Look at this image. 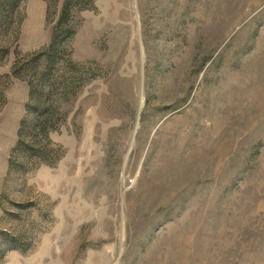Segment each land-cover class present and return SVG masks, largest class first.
Segmentation results:
<instances>
[{"label": "rangeland", "instance_id": "1", "mask_svg": "<svg viewBox=\"0 0 264 264\" xmlns=\"http://www.w3.org/2000/svg\"><path fill=\"white\" fill-rule=\"evenodd\" d=\"M0 264H264V0H0Z\"/></svg>", "mask_w": 264, "mask_h": 264}, {"label": "trees", "instance_id": "2", "mask_svg": "<svg viewBox=\"0 0 264 264\" xmlns=\"http://www.w3.org/2000/svg\"><path fill=\"white\" fill-rule=\"evenodd\" d=\"M66 13V12H65ZM45 105V104H44ZM37 120L40 121V124H37L38 131L36 135L37 143H42L43 141L48 142L50 141V132L55 128V120L57 118V111L54 107H50V105H46V107H40L37 111ZM38 139L40 142H38Z\"/></svg>", "mask_w": 264, "mask_h": 264}, {"label": "built area", "instance_id": "3", "mask_svg": "<svg viewBox=\"0 0 264 264\" xmlns=\"http://www.w3.org/2000/svg\"><path fill=\"white\" fill-rule=\"evenodd\" d=\"M134 181L132 179L126 180L125 185L126 186H132Z\"/></svg>", "mask_w": 264, "mask_h": 264}]
</instances>
